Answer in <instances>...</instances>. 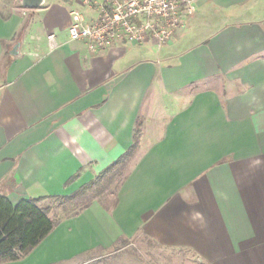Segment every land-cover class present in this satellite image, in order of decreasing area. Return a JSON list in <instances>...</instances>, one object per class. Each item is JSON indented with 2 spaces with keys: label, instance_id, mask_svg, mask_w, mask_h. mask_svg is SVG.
Listing matches in <instances>:
<instances>
[{
  "label": "crops",
  "instance_id": "0c3cea01",
  "mask_svg": "<svg viewBox=\"0 0 264 264\" xmlns=\"http://www.w3.org/2000/svg\"><path fill=\"white\" fill-rule=\"evenodd\" d=\"M194 5L164 45L92 52L68 27L96 7L0 0V195L44 207L125 166L110 203L0 264H80L139 236L184 264H264V0Z\"/></svg>",
  "mask_w": 264,
  "mask_h": 264
},
{
  "label": "built area",
  "instance_id": "2783aa9c",
  "mask_svg": "<svg viewBox=\"0 0 264 264\" xmlns=\"http://www.w3.org/2000/svg\"><path fill=\"white\" fill-rule=\"evenodd\" d=\"M71 1L97 9L93 21H87L81 12L72 10L68 27L69 39L84 41L92 52L122 42L164 45L195 11V0ZM47 39L54 46V36L48 35Z\"/></svg>",
  "mask_w": 264,
  "mask_h": 264
},
{
  "label": "rangeland",
  "instance_id": "374dc122",
  "mask_svg": "<svg viewBox=\"0 0 264 264\" xmlns=\"http://www.w3.org/2000/svg\"><path fill=\"white\" fill-rule=\"evenodd\" d=\"M125 166L120 165L105 175L96 185L88 190L70 197L68 200L46 199L42 206L54 221L73 215L92 199L98 197L103 203H110L113 193L121 180ZM187 253L161 248L152 241L139 236L133 240L123 241L111 252L95 257L87 264H184Z\"/></svg>",
  "mask_w": 264,
  "mask_h": 264
},
{
  "label": "trees",
  "instance_id": "16d2710c",
  "mask_svg": "<svg viewBox=\"0 0 264 264\" xmlns=\"http://www.w3.org/2000/svg\"><path fill=\"white\" fill-rule=\"evenodd\" d=\"M129 153L130 151L126 155ZM123 159L124 157H121L79 192L71 196H57L54 199L68 200L88 190L118 166ZM41 200L42 198L23 199L16 204H11L0 195V263L20 259L53 229L55 221L48 217V209L38 206Z\"/></svg>",
  "mask_w": 264,
  "mask_h": 264
},
{
  "label": "water",
  "instance_id": "95a60500",
  "mask_svg": "<svg viewBox=\"0 0 264 264\" xmlns=\"http://www.w3.org/2000/svg\"><path fill=\"white\" fill-rule=\"evenodd\" d=\"M41 0H22L23 6L27 8H35Z\"/></svg>",
  "mask_w": 264,
  "mask_h": 264
}]
</instances>
